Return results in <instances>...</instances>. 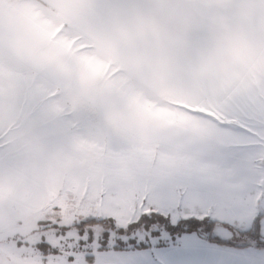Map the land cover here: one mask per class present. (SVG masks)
Listing matches in <instances>:
<instances>
[{
  "label": "snow or ice",
  "instance_id": "obj_1",
  "mask_svg": "<svg viewBox=\"0 0 264 264\" xmlns=\"http://www.w3.org/2000/svg\"><path fill=\"white\" fill-rule=\"evenodd\" d=\"M42 148L62 177L25 233L11 200ZM4 212L0 264H264V0H0Z\"/></svg>",
  "mask_w": 264,
  "mask_h": 264
},
{
  "label": "rangeland",
  "instance_id": "obj_2",
  "mask_svg": "<svg viewBox=\"0 0 264 264\" xmlns=\"http://www.w3.org/2000/svg\"><path fill=\"white\" fill-rule=\"evenodd\" d=\"M14 143L17 151L23 152L25 138L23 136L16 137ZM159 154L172 157L175 164L182 172L190 174L208 173L205 164H200L194 161L180 165L178 164L180 161L179 157L174 156L165 150H159ZM38 158L39 163L34 170L33 179L11 200V209L14 213L13 218L14 220L22 222V227L19 230L24 231L25 233L29 228L34 227V222L37 218L35 214L32 213V210L44 205V198L46 197L50 186L53 183L59 185L62 177L63 170L57 167L55 160L50 156L47 149L42 148L39 151ZM16 167L23 168V161L18 160L16 162ZM60 202L63 206V214H75L80 210L77 207L79 199L77 195L70 190L63 191L60 197ZM44 210L47 211L46 205L44 206ZM0 225L4 227V232L6 234L15 230L8 226L7 212L0 214ZM23 254L27 259L26 261H23V264H37L38 254L34 252H23Z\"/></svg>",
  "mask_w": 264,
  "mask_h": 264
},
{
  "label": "crops",
  "instance_id": "obj_3",
  "mask_svg": "<svg viewBox=\"0 0 264 264\" xmlns=\"http://www.w3.org/2000/svg\"><path fill=\"white\" fill-rule=\"evenodd\" d=\"M20 0H10V3L13 7L17 6L19 4ZM159 150H165L168 153L177 156L180 158V161L178 164H188L189 162H194L196 161L197 163L200 164H205L206 161V155L202 150H198L195 148H190L189 146L186 145H179V144H170L167 142H162ZM184 176L182 179H189L193 175H199L202 182L205 184H210L211 177L208 175V173H197V174H190L187 172H183ZM0 247H7V244L5 241L0 240ZM26 256L23 253L18 254L17 256V264H23V261H26Z\"/></svg>",
  "mask_w": 264,
  "mask_h": 264
}]
</instances>
